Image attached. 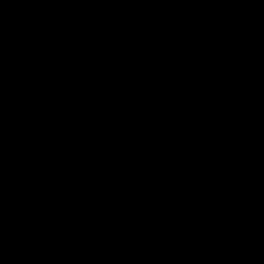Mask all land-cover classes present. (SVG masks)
Masks as SVG:
<instances>
[{"label": "water", "instance_id": "water-1", "mask_svg": "<svg viewBox=\"0 0 264 264\" xmlns=\"http://www.w3.org/2000/svg\"><path fill=\"white\" fill-rule=\"evenodd\" d=\"M0 264H264V0H0Z\"/></svg>", "mask_w": 264, "mask_h": 264}, {"label": "clouds", "instance_id": "clouds-1", "mask_svg": "<svg viewBox=\"0 0 264 264\" xmlns=\"http://www.w3.org/2000/svg\"><path fill=\"white\" fill-rule=\"evenodd\" d=\"M253 2H255V0H253Z\"/></svg>", "mask_w": 264, "mask_h": 264}]
</instances>
